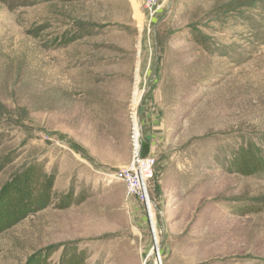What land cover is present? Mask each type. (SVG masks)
<instances>
[{"label":"rangeland","instance_id":"obj_1","mask_svg":"<svg viewBox=\"0 0 264 264\" xmlns=\"http://www.w3.org/2000/svg\"><path fill=\"white\" fill-rule=\"evenodd\" d=\"M157 6L0 0V264H264V0Z\"/></svg>","mask_w":264,"mask_h":264},{"label":"built area","instance_id":"obj_2","mask_svg":"<svg viewBox=\"0 0 264 264\" xmlns=\"http://www.w3.org/2000/svg\"><path fill=\"white\" fill-rule=\"evenodd\" d=\"M145 7L152 8L153 13L159 10L160 7L157 6L158 3H163V0H143ZM131 117L132 122L133 119V109L131 110ZM134 134V131H133ZM133 146L136 147L134 144V138L132 136ZM154 159L151 157H142L140 155V150L133 151V157L129 165L112 175H109L111 178L116 179L118 181H123L127 184L129 191L137 195L144 205H147V201L149 196L148 194V186L147 180L152 177V168L154 166ZM147 195V196H146ZM148 197V198H147Z\"/></svg>","mask_w":264,"mask_h":264},{"label":"bare ground","instance_id":"obj_3","mask_svg":"<svg viewBox=\"0 0 264 264\" xmlns=\"http://www.w3.org/2000/svg\"><path fill=\"white\" fill-rule=\"evenodd\" d=\"M140 102H141L140 94H137L135 96L134 100H133V118H134L133 120H134L135 128H136V122H138V118H137L136 115L138 113V109H139ZM133 138H134V142H135L134 144L136 145V147H134V149L137 150V145L139 144V139L138 138H135L134 136H133ZM139 146H140V144H139ZM147 195L149 196V194H147ZM145 212L147 214L148 224H149V219H150L151 223L154 224L155 217H154L153 202L150 199V197L148 198L147 205H145ZM152 231H154L153 228H152Z\"/></svg>","mask_w":264,"mask_h":264}]
</instances>
